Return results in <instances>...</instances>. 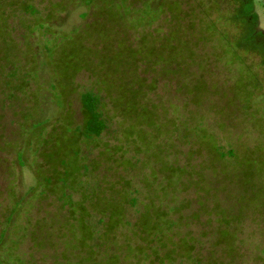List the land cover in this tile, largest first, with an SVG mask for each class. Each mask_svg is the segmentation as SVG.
<instances>
[{
    "label": "rangeland",
    "instance_id": "obj_1",
    "mask_svg": "<svg viewBox=\"0 0 264 264\" xmlns=\"http://www.w3.org/2000/svg\"><path fill=\"white\" fill-rule=\"evenodd\" d=\"M10 1H2L8 19L2 40L16 47L9 51L10 64L0 58V236L15 200L37 185L36 169L44 161L42 146L24 135L25 114L42 120L51 133L62 121L63 109L53 97L55 72L46 56L80 38L92 50V65L75 75L65 113L80 125V95L95 91L108 128L95 141L82 142L81 163L84 157L98 168L84 175L82 169L68 193L76 202L83 200V186L104 200L122 201L129 193L137 200L126 207L131 224L152 204L168 211L174 222L168 243L187 238L196 244L193 259L127 256L128 243L145 241L131 225L104 235L103 215L96 210L89 222L97 264H109L113 254L115 264H264V47L250 48L241 35L240 22L232 18L235 0H178L179 11L166 5L172 0H116L122 5L116 19L101 10L104 3L29 0L41 16L62 5L47 33L27 29L35 16L9 7ZM254 7L264 35V0H255ZM174 31L184 42L182 62L154 56L117 71L101 65L108 48L139 50L146 44L160 52ZM243 40L245 47H239ZM16 66L19 75L35 72L25 92L13 85L20 82L17 76L11 88L6 85L11 82L7 72ZM125 82L130 89L143 85L137 113L129 116L118 98ZM215 144L224 157L214 153ZM69 209L56 194L32 197L16 225L8 227L0 264H84L83 231ZM23 227L28 229L24 236Z\"/></svg>",
    "mask_w": 264,
    "mask_h": 264
},
{
    "label": "trees",
    "instance_id": "obj_2",
    "mask_svg": "<svg viewBox=\"0 0 264 264\" xmlns=\"http://www.w3.org/2000/svg\"><path fill=\"white\" fill-rule=\"evenodd\" d=\"M2 1L3 0H0L1 40L4 38L6 25L8 26V19H6L7 11L4 9V2L2 3ZM81 1L87 5L104 3L101 10L106 11V13L110 14L114 19L121 13L120 9L122 5L118 4L116 0ZM235 2L237 5L235 6L232 18L240 22L241 26L239 27L242 29L241 35L245 38L250 48L258 50V47H260L261 49L264 47V35L258 30V15L254 7L255 0H235ZM143 3L144 5L146 4L145 2ZM6 4H8L9 7L20 9L23 14L35 16L32 23L26 24L27 29L29 28V30L34 31L39 28H44L46 29L44 31L46 33L52 30L49 22L54 20L56 16H58L57 13L59 9H62L59 7L62 6L59 3L57 4L58 6H54V8L49 9L45 15L41 16L40 9L29 0H12ZM166 5L168 8L174 7L176 11L180 10V3L178 0L168 1ZM240 17H242V20H239ZM97 27L98 32H104L103 26ZM245 29H247L246 32H244ZM177 33L178 32L174 31L171 36L164 39L160 52L156 46L154 47L152 45L150 47H145L146 44H143L142 48H139V50H134L127 45L117 49L108 48L109 52L100 56L101 65L105 67L106 70L117 71L123 69L127 65H136L139 59L150 60L151 58V60H153L152 57L154 56L155 59L163 60L165 63L175 62L179 59V61L182 62L180 57L184 58V56H186L181 53L182 43L184 44V42L179 41ZM143 41L145 42L146 39ZM0 42V58L6 59L7 64H10L9 51L16 46L12 45L8 39ZM243 42L244 40L242 42H237L238 46L245 47ZM257 42L260 43L257 45ZM46 48L49 49L50 54L52 51L51 46L47 45ZM54 52L55 54H53ZM54 52L52 53L53 55L51 54L53 57L50 55L46 57L49 59L48 64L52 66L55 72V84H52L53 97L63 109L62 121L56 129H53L54 132L51 133L44 130L46 124L42 120L35 119L33 115L25 114L22 126L24 135H30V140L32 138L40 147L42 146L41 148L43 149H41L40 155L44 161L36 169L38 179L37 185L31 187L26 195L15 200L9 215L6 217V228L2 236H0V245L5 243L8 227H10V225H16L18 214L26 207L27 203H30L32 197H47L51 194H56L64 201V205L70 207V216L80 225L83 231V242L81 240V243L83 245L84 264L88 262L97 264L96 250L90 244V241L94 239L95 231L89 222V219L92 217V212L96 210L103 215L102 223L105 227L104 235H113L119 228L129 227V225H131L132 229L136 233H139L142 240L145 241V244H138L137 246L128 243L127 247L129 248L130 254H127V256L131 254L134 256L137 254L140 255L139 258H154L155 261L159 262H173L177 258L181 260L184 258L193 259V251L196 249L195 243L187 238L181 239L178 243H168L166 241V239H169V232H171L172 225H174V222L169 218L168 211L166 212V210H162L159 207L156 208L151 204L141 213L138 221L131 224L126 217V207L136 206L137 200L129 193L122 197V201L104 200L98 195L88 194L83 186V200L80 202L74 201L72 195L68 193L69 188L78 184L82 169L84 175L86 171L98 168L97 162H94L92 165L88 164L84 161V157L83 164L81 163L82 142L83 144H87L98 139L108 128V122L102 110V98L99 93L92 90L84 91L80 95L82 115V123L80 125H75V121L73 120L74 115L65 113V109H68L67 100L69 95L74 91L73 79L75 75L82 69H90L92 65L90 60V56L92 55L91 48L82 43L80 38H77L76 40H68L63 43V45L58 46ZM2 53L4 54L1 55ZM34 73V71H27L25 74L19 75V67L16 66L14 69H11L10 72H7L6 76L11 82L9 83L8 81L6 85L11 88L10 84H13V80L17 76L20 84L16 83L13 85L17 86V89L25 92ZM2 74L3 72L0 75ZM142 87L143 85L139 86L137 89H130L126 82L121 86L122 91L118 98L122 99V102L125 101V103H121L125 115L129 116L132 113H137L136 100L143 95ZM147 113L146 110L141 112L143 116H146ZM63 130H65V132ZM44 132H46V135ZM64 133L65 135L63 136ZM212 149L214 153H219L220 157L225 156L224 152H220V146L215 144L212 146ZM19 158L23 159L22 152H20ZM21 230L23 231V236L25 232L28 231L26 227H23ZM223 235L231 236L228 232H223ZM108 239H113V237L111 236V238ZM149 249L151 253H149ZM163 251L165 252L163 253ZM109 258V264L117 263L118 256L116 254L111 255Z\"/></svg>",
    "mask_w": 264,
    "mask_h": 264
}]
</instances>
